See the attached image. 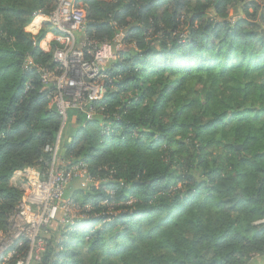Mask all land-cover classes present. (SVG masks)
Here are the masks:
<instances>
[{
    "label": "trees",
    "instance_id": "16d2710c",
    "mask_svg": "<svg viewBox=\"0 0 264 264\" xmlns=\"http://www.w3.org/2000/svg\"><path fill=\"white\" fill-rule=\"evenodd\" d=\"M83 3L88 37L123 33V49L96 115L70 110L62 127L40 81L58 71L54 43L39 47L55 32L26 31L56 1L0 0V233L22 196L11 179L45 170L62 128L63 167L83 163L96 185L69 183L78 218L51 232L39 264H249L264 253V13L249 12L259 3Z\"/></svg>",
    "mask_w": 264,
    "mask_h": 264
},
{
    "label": "built area",
    "instance_id": "2783aa9c",
    "mask_svg": "<svg viewBox=\"0 0 264 264\" xmlns=\"http://www.w3.org/2000/svg\"><path fill=\"white\" fill-rule=\"evenodd\" d=\"M82 4L83 0H56L45 18L55 32L52 62L58 71L42 69L40 81L49 90L50 107L55 108L62 126L70 110L83 113L87 121L96 115V104L107 94V68L123 48V33L112 42L98 43L88 37ZM61 132L62 128L54 147L47 149L52 157L45 170L28 168L13 176L23 193L7 231L0 233V264L12 260L14 264H39L46 245L42 231L54 222L73 225L78 218L77 207L64 195L74 178H86L85 167L81 162L63 167L59 156Z\"/></svg>",
    "mask_w": 264,
    "mask_h": 264
},
{
    "label": "rangeland",
    "instance_id": "374dc122",
    "mask_svg": "<svg viewBox=\"0 0 264 264\" xmlns=\"http://www.w3.org/2000/svg\"><path fill=\"white\" fill-rule=\"evenodd\" d=\"M56 1V0H55ZM258 3H259V5H260V9H257V10H253L252 8H249V12L252 14V16H250V17H259L260 15H262V13H264V7H263V5H264V0H256ZM83 5V7H84V10H85V8H86V5L85 4H82ZM159 11V10H158ZM86 13V12H85ZM38 16V15H37ZM47 17V16H46ZM45 17V18H46ZM184 17V16H183ZM229 17H231V19H232V21L233 20H235L236 19V15H234V12H233V10H231L230 12H229ZM36 18V17H35ZM45 18H44V20H45ZM46 21V20H45ZM27 29V28H26ZM27 31V30H26ZM28 32V31H27ZM54 46H55V44H54ZM123 49V48H122ZM122 49H120L121 51H122ZM119 50V51H120ZM63 127V126H62ZM61 140L62 139H64V135L62 134V132H61ZM60 143H61V141H60ZM64 147L63 146H60V151L63 149ZM60 153V152H59ZM18 183V182H17ZM17 183H15V181L13 180V178L11 179V184L14 186V187H16L19 191H21L22 193H23V187L22 186H20V184H17ZM93 184H95V182L94 181H92V180H88V179H77L76 181H75V183H74V187L76 188V189H86V188H88L90 185H93ZM96 185V184H95ZM71 199V198H70ZM72 200V199H71ZM73 201V200H72ZM108 213H110V214H112V215H114V214H116V213H118V211H117V209H115V208H112L111 206L109 207V212ZM58 215H59V213H58ZM59 225L62 227V224H60L59 223ZM56 228H58V222H54V223H52L51 225H49V226H47L43 231H42V236H43V238L45 239V241L47 242V240H49L51 237H52V234H51V232L52 231H54ZM32 264H35V263H32Z\"/></svg>",
    "mask_w": 264,
    "mask_h": 264
},
{
    "label": "crops",
    "instance_id": "0c3cea01",
    "mask_svg": "<svg viewBox=\"0 0 264 264\" xmlns=\"http://www.w3.org/2000/svg\"><path fill=\"white\" fill-rule=\"evenodd\" d=\"M46 16L43 15H38L36 18L33 20V22L27 27V31L33 35L38 34L40 29L43 27L44 24H48L47 20L45 21L44 18ZM55 44V34L54 33H48L45 35L44 39L40 42L39 47L42 51L48 52L51 49V45ZM70 126L69 127H74L75 120L74 118L70 120ZM67 142H69V139L67 138ZM16 181V180H15ZM18 181V180H17ZM16 183V182H15ZM249 264H264V253L253 257L250 261Z\"/></svg>",
    "mask_w": 264,
    "mask_h": 264
},
{
    "label": "water",
    "instance_id": "95a60500",
    "mask_svg": "<svg viewBox=\"0 0 264 264\" xmlns=\"http://www.w3.org/2000/svg\"><path fill=\"white\" fill-rule=\"evenodd\" d=\"M66 146H67V145H65L64 148L60 151V155H61V157H63L64 154H65V147H66Z\"/></svg>",
    "mask_w": 264,
    "mask_h": 264
}]
</instances>
